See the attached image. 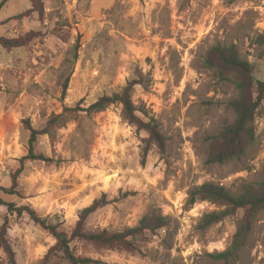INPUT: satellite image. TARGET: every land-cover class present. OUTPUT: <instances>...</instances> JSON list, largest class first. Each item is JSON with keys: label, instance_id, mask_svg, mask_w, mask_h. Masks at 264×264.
Masks as SVG:
<instances>
[{"label": "rangeland", "instance_id": "rangeland-1", "mask_svg": "<svg viewBox=\"0 0 264 264\" xmlns=\"http://www.w3.org/2000/svg\"><path fill=\"white\" fill-rule=\"evenodd\" d=\"M30 5L0 0V38L24 40L11 47L0 42V186L15 175L21 193L0 195L59 220L67 234L77 211L103 193L108 203L87 217L88 230L134 225L149 209L169 218V232L146 233L137 252L71 241L75 253L99 264H264V209L238 257L224 261L209 254L229 246L243 210L200 230L201 215L218 207L186 203L188 191L205 181L236 194L264 180V98L246 155L205 162L210 137L233 119L227 102L236 95L205 58L216 44H234L253 76L264 80V0H42L39 11ZM134 76L146 86L136 84L131 98L155 118L162 151L150 144L142 162L147 134L124 122L113 104L92 116L81 113L53 141L39 136L36 150L54 161L20 162L22 120L41 127L63 106H87ZM4 218L14 264H66L50 251L54 238L26 214L0 205V226ZM0 264H10L1 249Z\"/></svg>", "mask_w": 264, "mask_h": 264}, {"label": "trees", "instance_id": "trees-1", "mask_svg": "<svg viewBox=\"0 0 264 264\" xmlns=\"http://www.w3.org/2000/svg\"><path fill=\"white\" fill-rule=\"evenodd\" d=\"M29 10L39 11L43 9L42 0H30ZM20 39V38H19ZM0 38L5 47L21 45L22 39ZM205 58L206 65L216 67V74L225 80H230L236 95L227 102V108L232 110V121L225 122L216 135L210 137L206 150L205 162L209 164H222L230 160H240L246 155L248 148L255 140L254 118L261 107L264 98V80L253 76V66L248 60L241 58L234 44H216ZM212 56V57H211ZM69 74V73H68ZM68 74L61 84L62 99L65 97ZM142 82L134 76L126 81L118 90L110 94H102L87 106H81L79 102L74 105H65L58 113L48 115L41 127H34L29 119L22 120L23 137L25 139V154L20 158L24 161H54L52 157L46 156L36 150L37 139L46 135L53 141L58 129L64 127L70 121H78L79 116L85 114L92 116L108 108L110 105H119V115L138 131L147 134L144 138L145 146L142 150V162L149 150L150 144L155 145L161 151L165 146V139L158 129L154 117L148 114V110L142 104H135L131 98L136 84ZM146 86L145 84H141ZM2 195L20 196L17 189L16 177L13 175L9 186H0ZM0 195V205L17 216L26 214L34 223L47 231L55 240L50 251L59 254L61 260L66 264H99L100 260L85 254H77L71 247L73 240H79L90 244L97 249L124 250L128 252L139 251V245L147 241L146 233L156 234L160 230L169 232L170 220L161 214L158 209H149L139 220L131 226H123L118 230L106 228L88 230L85 227L87 217L98 208L102 207L108 200L103 193L95 198L91 204L77 211L78 219L70 234L61 229L59 220L52 221L48 216H40L35 209L29 205L17 206L13 201L5 200ZM197 201H208L217 209L205 212L199 218L196 228L204 230L216 224L237 210L242 209L243 214L235 224L229 246L220 252L210 253L215 259L227 261L236 259L240 249L245 244L252 225L259 212L264 209V180L261 183H246L240 192L234 194L225 186L214 181H205L191 188L187 193V205L191 206ZM8 221L4 218L0 226V249L6 254L10 264L15 263L14 251L7 239Z\"/></svg>", "mask_w": 264, "mask_h": 264}]
</instances>
